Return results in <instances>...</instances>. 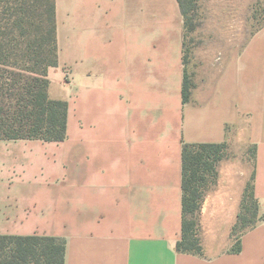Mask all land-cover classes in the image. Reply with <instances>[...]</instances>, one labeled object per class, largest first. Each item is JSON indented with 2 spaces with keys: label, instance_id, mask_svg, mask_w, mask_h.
<instances>
[{
  "label": "crops",
  "instance_id": "1",
  "mask_svg": "<svg viewBox=\"0 0 264 264\" xmlns=\"http://www.w3.org/2000/svg\"><path fill=\"white\" fill-rule=\"evenodd\" d=\"M55 1L48 95L68 103L66 138L0 139V235L61 238L64 264H264V23L200 49L183 102L177 0ZM201 143L224 157L201 252H180L182 146ZM252 175L259 220L236 251Z\"/></svg>",
  "mask_w": 264,
  "mask_h": 264
},
{
  "label": "trees",
  "instance_id": "2",
  "mask_svg": "<svg viewBox=\"0 0 264 264\" xmlns=\"http://www.w3.org/2000/svg\"><path fill=\"white\" fill-rule=\"evenodd\" d=\"M184 26L186 4L177 0ZM55 0H0V139L62 141L67 133L68 103L48 95V71L58 64ZM189 98L184 76L182 101ZM224 144L182 146L180 252L200 253L198 213L224 157ZM252 175L232 228L235 249L241 234L259 220ZM65 241L58 237L0 235V264H64Z\"/></svg>",
  "mask_w": 264,
  "mask_h": 264
},
{
  "label": "rangeland",
  "instance_id": "3",
  "mask_svg": "<svg viewBox=\"0 0 264 264\" xmlns=\"http://www.w3.org/2000/svg\"><path fill=\"white\" fill-rule=\"evenodd\" d=\"M263 23L264 0H195L186 4L183 63L188 81L200 49L220 43L221 36L234 40L242 28L247 39ZM74 89L75 84L66 94Z\"/></svg>",
  "mask_w": 264,
  "mask_h": 264
},
{
  "label": "built area",
  "instance_id": "4",
  "mask_svg": "<svg viewBox=\"0 0 264 264\" xmlns=\"http://www.w3.org/2000/svg\"><path fill=\"white\" fill-rule=\"evenodd\" d=\"M65 77L68 78L69 77V71L65 70Z\"/></svg>",
  "mask_w": 264,
  "mask_h": 264
}]
</instances>
